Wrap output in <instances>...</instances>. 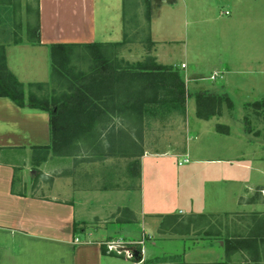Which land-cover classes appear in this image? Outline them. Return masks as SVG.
I'll return each instance as SVG.
<instances>
[{"label":"rangeland","instance_id":"1","mask_svg":"<svg viewBox=\"0 0 264 264\" xmlns=\"http://www.w3.org/2000/svg\"><path fill=\"white\" fill-rule=\"evenodd\" d=\"M149 1V33L153 45L148 53L154 56L155 52L157 63L177 69L190 95L186 97L183 112L176 104L146 107L140 145L146 143L149 150H157V154L142 160L145 210L152 208L156 213L167 214L182 209L208 215L205 212L225 205L232 212L230 216L226 214L225 219L221 216L208 218L209 223L202 221L191 230L188 241L162 244L157 235L149 238L144 235L145 246L131 241L120 255L131 252L133 257H128L131 262L155 258L156 264L214 262L220 247L218 240H223L225 235L222 225L219 226L223 220L231 232L238 226H246L244 218L248 214L264 213L240 212L264 209V189H258L262 188L258 185L264 186V159H261L264 158V107L255 111L244 106L246 102L264 98V0ZM96 7L97 26L101 27L104 12L100 0ZM104 11L109 15L106 27L111 30L109 41L104 42L120 41L123 35L121 0H106ZM135 13L139 28L145 29L140 3ZM131 14L129 9L125 17L130 22L128 31L133 25ZM141 34L120 49L118 58L127 63L145 58L147 52L141 43L145 32ZM213 71L222 72L224 78L209 79ZM198 91L225 93L233 106L228 108L223 102L218 115L199 119L195 115L193 96ZM111 123L118 127L123 124L119 119ZM218 124L226 126L229 133L219 132ZM247 128L249 132L245 131ZM100 135L104 150L107 136L111 134ZM169 148L175 150L168 152ZM185 156L188 162L178 166L177 161ZM119 157H106L104 162L109 160L116 167L123 162ZM67 158L70 173L89 169L94 175L96 167L103 164L101 160L89 162L84 151ZM209 159L225 161L209 162ZM55 160L60 161L56 176L62 178L64 157ZM25 165V179L31 181L34 177V181L37 173H30L33 167L26 162ZM43 166L47 175L37 177L42 179L45 188L54 174L50 173L47 163ZM27 189L29 191L30 186ZM237 195H241L239 204L236 203ZM111 197L113 203L124 202L123 195L113 193ZM250 198L253 201H249ZM205 223L216 228L218 225L219 234L205 235ZM98 230L101 233L97 238L103 239L113 236L137 240L142 236L141 228L131 224L108 223ZM230 261L245 264L246 258L235 253Z\"/></svg>","mask_w":264,"mask_h":264},{"label":"crops","instance_id":"2","mask_svg":"<svg viewBox=\"0 0 264 264\" xmlns=\"http://www.w3.org/2000/svg\"><path fill=\"white\" fill-rule=\"evenodd\" d=\"M100 1L104 13L101 27H98V0H38L39 42L30 43L26 39V25L29 22L33 24L34 17L32 12L27 14L26 4L34 10V0H13L19 3L15 10L6 1L0 0V44L4 46L7 68L23 83L25 93L28 83L49 80V44L109 41L111 30L106 27L109 23V15L104 11L106 0ZM16 24L20 26L19 42H13ZM154 56L157 60L155 52ZM217 73L224 78L222 72ZM48 144L47 113L19 108L7 97H0V264H142L141 261L131 262L124 255L103 253L100 245L108 240L122 239L141 241L138 244L145 246L144 235L148 238L157 235L162 244L189 240L191 231L182 235L171 234L168 230L160 232L159 224L164 215L177 214L186 218L196 214L192 210L178 209L167 214L156 213L152 208L145 210L142 160L145 156L157 154V150H149L146 143L141 147V143V148L137 150L140 153L137 157L138 178L134 168L131 169V160L135 157H119L123 162L116 167L103 159V164L97 166L96 173L92 175L89 169L68 172L69 156H65L62 178L56 176L60 161L55 160L62 157H48L37 167L39 173L35 169L30 170L32 174L35 172L38 177H44L47 174L42 166L47 163L50 173L54 175L44 188L42 179L37 176L34 181V177L31 181L25 179V162L31 166V147ZM173 150L169 148L168 152ZM183 164L178 165L177 161L178 166ZM258 186L264 189V186ZM113 193L123 195L124 202L113 203ZM240 196H236L237 204ZM149 206L152 207L151 202ZM123 209L125 211L121 212ZM263 211L240 210L244 213ZM231 212L223 205L205 213L225 219ZM108 223L137 225L141 228L142 236L137 240L113 236L97 238L101 233L98 229ZM73 224L77 231L73 230ZM220 225L222 232H230L224 220ZM211 226L214 231L221 230L218 225V228ZM75 237L78 238L77 242L74 241ZM218 245L216 261H221L224 259L223 240H218Z\"/></svg>","mask_w":264,"mask_h":264},{"label":"trees","instance_id":"3","mask_svg":"<svg viewBox=\"0 0 264 264\" xmlns=\"http://www.w3.org/2000/svg\"><path fill=\"white\" fill-rule=\"evenodd\" d=\"M4 1L10 4L13 10L19 5L13 0ZM139 3L142 5L145 29L139 28L136 21L135 9ZM34 4V10L26 4L27 14L32 12L34 17V23L29 22L26 25V39L30 43L39 42L38 0H34ZM121 8L123 35L120 41L49 44V80L28 83L26 93L23 83L7 68L4 46L0 44V97H7L19 108L43 111L48 115L49 144L31 147L30 164L33 169L37 170L48 157L72 156L84 151L91 162L106 157H135L131 160V169L134 168V174L138 178L137 157L140 153L137 150L141 148L146 107L176 104L183 112L184 102L190 94L178 70L171 65L157 63L155 57L148 53L153 45L149 33L150 1L121 0ZM129 9L133 12L130 17L133 25L128 31L130 22L125 17ZM14 29L13 42H19L20 26L16 24ZM143 32L145 34L141 38V43L147 52L145 58L136 63H127L118 58L120 49L133 42L135 37L142 35ZM193 96L195 115L199 119L218 115L223 102L228 108L233 106L225 93L198 91ZM244 106L257 111L264 107V98L246 102ZM114 119L121 120L122 126H113L111 122ZM244 122H247L246 118ZM216 129L224 134L229 131L226 126L220 124ZM248 130L250 129L247 128L245 131L249 132ZM100 134H111L107 136L108 141L104 150ZM262 138L264 139V134ZM249 201L253 199L250 198ZM123 211L125 210H121ZM209 216L212 215L199 213L182 218L177 214H167L162 216L159 231L188 234L202 221L207 222ZM244 219L246 220L244 228L238 226L231 232L225 231L222 261L178 264H241L231 263L230 257L235 253L244 255L245 264H263L264 213H251ZM204 226L207 227L205 235L220 232L214 231L213 227L206 223ZM77 229L73 224V230ZM100 248L105 253L103 244ZM157 261L151 258L143 260L142 264H156Z\"/></svg>","mask_w":264,"mask_h":264},{"label":"built area","instance_id":"4","mask_svg":"<svg viewBox=\"0 0 264 264\" xmlns=\"http://www.w3.org/2000/svg\"><path fill=\"white\" fill-rule=\"evenodd\" d=\"M226 13H227V11H225V14ZM220 76L221 75H219L217 72H213L209 78L215 79L216 77H220ZM187 162H188V158H187V156H185L180 161H178V165H181V164L187 163ZM262 192L264 193V190H262ZM74 241L77 242L78 238L75 237ZM136 243L137 244L141 243V241H138ZM128 244H131V241H125L122 239H112V240H108V241L103 242L105 253L115 254V255H120L124 251L126 245H128ZM126 257L131 258V257H133V254L131 252H126Z\"/></svg>","mask_w":264,"mask_h":264}]
</instances>
